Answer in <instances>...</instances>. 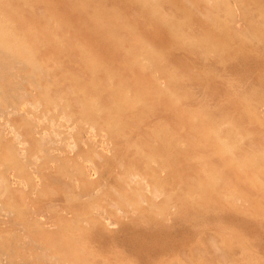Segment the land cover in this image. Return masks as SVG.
Here are the masks:
<instances>
[{
    "label": "rangeland",
    "instance_id": "obj_1",
    "mask_svg": "<svg viewBox=\"0 0 264 264\" xmlns=\"http://www.w3.org/2000/svg\"><path fill=\"white\" fill-rule=\"evenodd\" d=\"M0 264H264V0H0Z\"/></svg>",
    "mask_w": 264,
    "mask_h": 264
}]
</instances>
